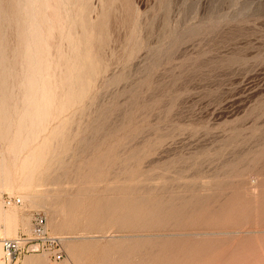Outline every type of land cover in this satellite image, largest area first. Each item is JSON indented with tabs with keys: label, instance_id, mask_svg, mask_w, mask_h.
<instances>
[{
	"label": "rangeland",
	"instance_id": "1",
	"mask_svg": "<svg viewBox=\"0 0 264 264\" xmlns=\"http://www.w3.org/2000/svg\"><path fill=\"white\" fill-rule=\"evenodd\" d=\"M0 117V240L62 253L0 264H264V0H0Z\"/></svg>",
	"mask_w": 264,
	"mask_h": 264
},
{
	"label": "bare ground",
	"instance_id": "2",
	"mask_svg": "<svg viewBox=\"0 0 264 264\" xmlns=\"http://www.w3.org/2000/svg\"><path fill=\"white\" fill-rule=\"evenodd\" d=\"M43 2H44V1H43ZM37 3H38V2H37ZM5 5H6V4H5ZM11 6H12V5H11ZM37 9H38V8H37ZM22 13H23V12H22ZM38 13H39V12H38ZM20 14H21V13H20ZM23 15H25V13H24ZM5 16H6V15H5ZM5 16H4V17H5ZM8 17H9V16H8ZM27 18H28V17H27ZM24 19H25V16H24ZM28 19H29V18H28ZM13 21H14V20H13ZM16 23H17V21H16ZM26 24H27V23H26ZM17 26H18V25H17ZM29 26L31 27V25H29ZM27 27H28V25H27ZM35 27H38V26L35 25ZM40 27H41V26H40ZM14 28H15V27H14ZM20 28H21V27H20ZM32 28H33V27H32ZM29 29H30V28H29ZM39 29H40V28H39ZM12 30H13V27H12ZM22 30H23V28H22ZM25 31H26V30L24 29V32H25ZM34 31H36V30H34ZM37 31H38V30H37ZM33 33H34V32H33ZM3 34H4V33H3ZM17 34H18V33H17ZM19 34H20V33H19ZM26 34H27V33H26ZM38 34H39V33H38ZM38 34H37V35H38ZM9 35H10V34H9ZM27 35H28V34H27ZM32 35H33V34H32ZM30 36H31V35H30ZM30 36H29V37H30ZM7 37H8V36H7ZM22 37H23V36H22ZM38 37H39V36H38ZM38 37H37V38H38ZM8 38H9V37H8ZM13 38H14V37H13ZM33 38H34V37H33ZM28 39H29V38H28ZM18 40H21V38H20V39H17V41H18ZM23 40H24V38H23ZM26 40H27V39H26ZM37 41H38V40H37ZM8 42H9V41H8ZM20 42L23 43V41H20ZM35 42H36V41H35ZM17 43H19V42H17ZM29 43H30V42H29ZM15 44H16V43H15ZM5 45H6V44H5ZM22 45H23V44H22ZM32 45H33V44H32ZM42 45H43V44H42ZM19 46H21V44H20ZM29 46H30V45H29ZM32 47H33V46H32ZM86 47H87V46H86ZM15 48L17 49V48H18V45H17V47L15 46ZM34 48H35V47H34ZM41 48H42V47H41ZM6 49H7V48H6ZM8 49L11 50L10 47H9ZM12 49H13V48H12ZM20 49H21V47H20ZM20 49H19V50H20ZM86 49H87V48H86ZM9 50H8V51H9ZM13 50H14V49H13ZM21 50H22V49H21ZM25 50H26V48H25ZM25 50H24V51H25ZM37 50H38V49H37ZM39 50H40V49H39ZM39 50H38V51H39ZM8 51H6V52H8ZM28 51H29V50H28ZM42 51H43V49H42ZM81 51H82V49H81ZM81 51H80V52H81ZM39 52H41V51H39ZM42 53H43V52H42ZM21 54H22V52H21ZM21 54H20V55H21ZM17 55H18L17 57L19 58L20 56H19L18 53H17ZM37 55H38V54H37ZM40 55H42V54L40 53ZM44 55H45V54H44ZM25 56H26V55H25ZM78 56H79V54H78ZM81 56H82V55H81ZM14 57H15V55H14ZM14 57H13V58H14ZM17 57L14 58V60H16V61H14V62H15V63H17V62L21 63V60L17 59ZM73 57H74V56H73ZM9 58H11L10 55H9ZM77 58H78V57H77ZM79 58H80V57H79ZM33 59L35 60V58H33ZM36 59H37V58H36ZM38 59H40V57H39ZM42 59H44V57H43V58L41 57V59L39 60V62L42 61ZM82 59H83V58H82ZM23 60H24V59H23ZM62 60H64V59H62ZM3 61H5V60H3ZM11 61H12V60H11ZM14 62H12V64L15 65ZM22 62H23V61H22ZM72 62H73V61H72ZM24 63L27 64V66L29 65L28 67H30V65L32 64V59H31V57H27V58L25 59ZM62 63H63V62H62ZM73 63H74V62H73ZM14 65H11V66L14 67ZM18 65H19V64H18ZM18 65H17V68H16V69H18ZM36 65H37V63H36ZM40 65H41V64H40ZM5 66H6V65H5ZM11 66H9V67H11ZM32 66H33V65H32ZM43 66H44V65H43ZM2 67H4V66H2ZM15 67H16V66H15ZM23 67H24V66H23ZM40 67H41V66H40ZM26 68H27V67H26ZM26 68H25V69H26ZM13 69H14V68H13ZM13 69H12V70H13ZM25 69H24V70H25ZM18 70H19V69H18ZM18 70H17V71H18ZM70 70H71V69H70ZM82 70H83V69H82ZM17 71L15 70V72H17ZM20 71H21V70H20ZM18 72H19V71H18ZM42 72H43V70H42ZM12 73H14V72H12ZM64 73H65V72H64ZM68 74H70V73L68 72ZM71 74H72V73H71ZM76 74H77V73H76ZM4 75H5V73H4ZM91 75H92V74H91ZM11 76H12V75H11ZM13 76H14V78H15V74H13ZM27 76H28V75H27ZM41 76H42V74H41ZM74 76H75V75H74ZM18 77H20V76H17V81H18V79H19ZM21 77H22V76H21ZM36 77H37V76H36ZM45 77H46V76H45ZM27 78H28V77H27ZM61 78H62V77H61ZM76 78H77V77H76ZM34 79H35V78H34ZM43 79H44V78H43ZM63 79H64V78H63ZM23 80H24V79H23ZM64 80H67V78H65ZM64 80H63V81H64ZM69 80H70V79H69ZM71 80H72V79H71ZM20 81H21V80H20ZM29 81H33V78L30 77ZM67 81H68V80H67ZM75 81H76V80H75ZM1 82H2V81H1ZM12 82H13V81H12ZM18 82H19V81H18ZM79 82H80V81H79ZM7 83H8V82H7ZM9 83H10V80H9ZM9 83H8V84H9ZM15 83H16V82H15ZM45 83L47 84V82H45ZM70 83H71V82H70ZM70 83H69V84H70ZM1 84H2V83H1ZM5 84H6V83H5ZM8 84H7V85H8ZM13 84H14V83H13ZM16 84H17V83H16ZM26 84H27V83H26ZM46 84H45V85H46ZM37 85H38V84H37ZM48 85H49V84H48ZM64 85H65V84H64ZM75 85H76V84H75ZM35 86H36V85H35ZM46 86H47V85H46ZM68 86H69V85H68ZM70 86H71V85H70ZM64 87H65V86H64ZM71 87H74V85L71 86ZM8 88H9V87H8ZM24 88H26L25 85H24ZM48 88H49V87H48ZM26 89H28V88H26ZM41 89H42V88H41ZM28 90H29V93H30V92H31V89H28ZM38 90H39V89H38ZM42 90H43V89H42ZM42 90H41V91H42ZM70 90H71V89H70ZM73 90H74V89H73ZM78 90H79V89H78ZM79 91H80V90H79ZM81 91H82V90H81ZM5 92H6V91H5ZM21 92H22V91H21ZM48 92H49V91H48ZM51 92H52V91H51ZM29 93H28V94H29ZM35 93H36V92H35ZM73 93H74V92H73ZM36 94H37V93H36ZM43 94H44V91H43ZM5 95H6V94H5ZM10 95H11V94H10ZM22 95H23V94H22ZM27 96H29V95H27ZM37 96H38V95H37ZM41 96H42V95H41ZM49 96H50V95H49ZM72 96H74V95H72ZM17 97H18V96H17ZM34 97H35V96H34ZM28 98H29V97H28ZM28 98H27V99H28ZM30 98H31V97H30ZM35 98H36V97H35ZM39 98H40V97H39ZM48 98L50 99V97H48ZM71 98H72V97H71ZM71 98H70V99H71ZM7 99H8V98H7ZM23 99H25V97H24ZM32 99H33V98H32ZM36 99H37V98H36ZM36 99H34L35 102H34L33 100H32L33 102H31V104H32L31 107H32V108H33V104L36 103ZM53 99H54V98H53ZM64 99H65V98H64ZM67 99H68V98H67ZM19 100H20V98H19ZM51 100H52V99H51ZM67 101H68V100H67ZM1 102H2V101H1ZM38 102H39V101H38ZM17 103H18V102H17ZM40 103H42V102H40ZM44 103H45V101H44ZM44 103H43V104H44ZM49 103H50V102H48V104H49ZM3 104H4V103H3ZM18 104H19V103H18ZM28 104H29V103H28ZM38 104H39V103H38ZM45 105H46V103H45ZM34 106H35V104H34ZM36 106H37V105H36ZM43 106H44V105H43ZM9 107H10V106H9ZM46 107H49V105L46 106ZM66 107H67V106H66ZM18 108H20L19 105H18ZM28 108H29V107H28ZM43 108H44V107H43ZM43 108H41V109H43ZM6 109H7V108H6ZM35 109H36V108H35ZM18 110H19V109H18ZM22 110H23V109H22ZM32 110H33V109H32ZM37 110H38V109H37ZM37 110H36V112H37ZM2 111H3V110H2ZM2 111H1V113H3ZM7 111H8V110H7ZM43 111H44V110H41L42 116H40L39 114H37V115L40 116V118L43 117ZM36 112L34 111V112H33L34 114H33V113H31L30 110L27 109V110L24 112V114H23V116H24V117H23V121L21 120V121H22V124H21L22 132L24 131L25 134H26V132H27V135H28V133L30 134L28 137H27L26 135L24 136V137H27V138H25V140H22V142H21V143L23 144V147H26V146L31 142V139H32L31 134H32V133L35 134L34 131H37V132H38V130H39V129H38L39 125H38L37 128H35V127H36V124H37L36 122L38 121V120H37V121L35 122V119H36L35 116H37V115H36ZM39 112H40V110H39ZM47 112H48V108H47ZM61 112H62V111H61ZM12 113H13V112H12ZM62 113H63V112H62ZM8 114H9V111H8ZM47 114H48V113H47ZM2 115H3V114H2ZM6 116H7V115H6ZM16 116H17V115H16ZM16 116H15V117H16ZM44 116H45V117H43V118L46 119V117H47L46 114H45ZM3 117H5V115H4ZM1 118H2V117H0V119H1ZM5 118H6V117H5ZM32 118H35V119H32ZM40 118H39V120H40ZM43 118H41V119H43ZM19 120H20V119H19ZM2 121H3V120H2ZM4 121H5V119H4ZM39 122H40V121H39ZM43 122H44V119H43ZM40 123H41V122H40ZM0 124H3V122L0 123ZM0 126H1V125H0ZM7 128H8V127H7ZM33 128H35V130H33ZM39 128H40V127H39ZM19 130H20V129H19ZM19 130H18V134L20 135L21 132L19 133ZM31 130H33V131H31ZM6 131H7V130H6ZM20 131H21V130H20ZM25 131H26V132H25ZM15 132H16V131H15ZM31 132H32V133H31ZM33 134H32V135H33ZM36 134H37V133H36ZM23 135H24V134H23ZM20 136H21V135H20ZM34 136H35V135H34ZM15 137H16V136H15ZM17 137H18V135H17ZM19 138H20V137H19ZM20 139H21V138H20ZM15 140H19V139H16V138H15ZM20 146H21V145H20ZM16 147H17V146H16ZM14 148H15V147H14ZM15 150H17V149H15ZM132 152H133V151H132ZM138 152H139V151H138ZM98 153H99V152H98ZM117 153H118V152H117ZM128 154H129V153H128ZM135 154H136V153H135ZM137 154H138V153H137ZM114 155H115V154H114ZM132 156H133V155H132ZM132 156H131V157H132ZM116 157H117V156H116ZM128 157H129V156H128ZM134 157H135V156H134ZM134 157H132V158H134ZM101 158H103V157H101ZM125 158H126V157H125ZM129 158H130V157H129ZM129 158H126V159H129ZM0 159H1V158H0ZM104 159H105V158H104ZM115 159H117V158H115ZM99 160H100V159H99ZM120 160H121V159H120ZM120 160H118V161L120 162ZM123 160H124V159H123ZM123 160H122V161H123ZM129 160H130V159H129ZM3 162H4V160H0V170H4V168L7 167ZM102 162H103V161H102ZM115 162H117V161H115ZM97 163H98V162H97ZM118 164H119V163H118ZM99 165H100V163H99ZM96 166H98V165H96ZM121 166H122V165H121ZM119 167H120V166H119ZM124 168H125V167H124ZM5 169H6V168H5ZM7 170H8V169H7ZM7 170H5V171L7 172ZM0 172H1V171H0ZM6 172H4V173H6ZM121 172H122V171H121ZM1 173H2V172H1ZM2 174H3V173H2ZM7 175H8V174H7ZM3 176L5 177L6 174L3 175ZM3 176H2V179H4ZM6 177L8 178L9 175L6 176ZM0 178H1V177H0ZM123 192H124V191H123ZM116 193H117V192H116ZM122 196H123V195H122ZM20 198H21V197H20ZM123 198H124V197H123ZM125 198H127V197H125ZM130 198H132V197H130ZM130 198H129V199H130ZM163 199H164V198H163ZM234 199H235V198H234ZM97 200H98V199H97ZM107 201H108V200H107ZM121 201H123V199H122ZM124 201H126V200H124ZM124 201H123V202H124ZM128 201H129V200L127 199V203H128ZM142 201H143V200H142ZM254 201H255V200H254ZM115 202H116V201H115ZM123 202H121V204H123ZM138 202H139V201H138ZM140 202H141V200H140ZM140 202H139V203H140ZM250 202H251V201H250ZM250 202H249V203H250ZM96 203H98V202H96ZM101 203H102V201H101ZM125 203H126V202H125ZM125 203H124V204H125ZM141 203H142V202H141ZM198 203H199V202H198ZM200 203H201V202H200ZM231 203H232V202H231ZM244 203H245V202H244ZM247 203H248V202H247ZM261 203H262V202H261ZM102 204H104V203H102ZM114 204H115V203H114ZM116 204H117V202H116ZM129 204H130V201H129ZM143 204H144V203H143ZM169 204H170V203H169ZM169 204H167V205H169ZM236 204H237V203H236ZM250 204H251V203H250ZM108 205H109V204H108ZM108 205H107V206H108ZM110 205H111V203H110ZM125 205H126V207H127V204H125ZM140 205H141V204H140ZM159 205H160V204H159ZM239 205H240V204H239ZM239 205H238V207H239ZM241 205L244 206V205H246V203H245V204H242V202H241ZM100 206H101V205H100ZM100 206H99V207H100ZM102 206H103V205H102ZM107 206H106V207H102V208H105V209L107 208V209L109 210V208H108ZM123 206H124V205H123ZM128 206H130V205H128ZM136 206H137V205H136ZM152 206H153V205H152ZM157 206H158V204H157ZM195 206H196V205H195ZM227 206H228V205H227ZM232 206H233V205H232ZM234 206H235V204H234ZM234 206H233V208H234ZM242 206H240L239 208L236 206L234 209L236 210V209L238 208V209H240V211H241ZM249 206H250V205H249ZM94 207H95V205H94ZM99 207H98V208H99ZM111 207H113V206H111ZM111 207H110V208H111ZM114 207H115V205H114ZM140 207H142V206H140ZM155 207H156V205H155ZM160 207H161V206H160ZM167 207H169V206H167ZM170 207H171V206H170ZM183 207H184V206H183ZM193 207H194V206H193ZM198 207H199V206H198ZM225 207H226V206H225ZM244 207H245V206H244ZM244 207H243V210L245 209ZM259 207H260V206H259ZM95 208H96V207H95ZM116 208H119V207H116ZM128 208L130 209V207H128ZM135 208H137V207H135ZM135 208H134V209H135ZM138 208H139V207H138ZM145 208H146V207H145ZM147 208L150 209L149 207H147ZM158 208H159V207H158ZM158 208H157V209H158ZM171 208H172V207H171ZM176 208H177V207H176ZM105 209H104V210H105ZM107 209H106V211H107V214H108V210H107ZM121 209H123V208H121ZM126 209H127V208L124 207L123 210L125 211ZM129 209H128V211H129V213H130V210H131L132 208H131L130 210H129ZM148 209H147V210H148ZM169 209H170V208H169ZM186 209H187V208H186ZM191 209H193V208H191ZM221 209H222V208H221ZM221 209H220V210H221ZM225 209H226V208H225ZM248 209H249V208H248ZM90 210H91V209H90ZM94 210H95V209H94ZM116 210H117V209H116ZM116 210H115V211H116ZM123 210H122V212H124ZM132 210H133V209H132ZM141 210H142V209H141ZM147 210H146V211H147ZM178 210H179V209H178ZM199 210H200V209H199ZM202 210H203V209H202ZM202 210H201V212H202ZM243 210H242V212L244 213L246 210H245V211H243ZM95 211H98V210L96 209ZM95 211H93V213H94ZM119 211H120V209H119L117 212H119ZM128 211H127V212L125 211L126 214L124 213L126 216H128V214H127ZM161 211H162V209H161ZM161 211H160V212H161ZM187 211H188V210H187ZM236 211H237V210H236ZM238 211H239V210H238ZM102 212H103V209H102V211H100V212H98V213H102ZM109 212H111V211L109 210ZM131 212H132V211H131ZM135 212H136V210H135ZM137 212H138V211H137ZM137 212H136L135 215L138 214ZM140 212H142V211H140ZM140 212H139V213H140ZM148 212H149V211H148ZM178 212H179V211H178ZM233 212H235V211H233ZM98 213L95 212L94 214H98ZM156 213H157V212H156ZM158 213H159V210H158ZM161 213H162V212H161ZM161 213H160V215H162ZM164 213H165V212H163V214H164ZM176 213H177V212H176ZM182 213H183V212H182ZM191 213H193V212L191 211ZM194 213H195V212H194ZM196 213H197V212H196ZM206 213L208 214V212H206ZM239 213H241V212H239ZM103 214H104V212H103ZM115 214H117V213H115ZM132 214H133V213H132ZM169 214H170V213H169ZM174 214H175V213H174ZM204 214H205V213H204ZM207 214H205V215H207ZM211 214H212V213H211ZM218 214H219V213H218ZM104 215L106 216V214H104ZM104 215L101 214V215H99V217L104 216ZM108 215H109V214H108ZM108 215H107V217H106V218H107L106 221L108 220V217L110 216V215H109V216H108ZM119 215H120V217H122V216H121V213H119ZM151 215H155V214H154V211H153V213H152ZM180 215H181V214H180V212H179V216H180ZM184 215H185V213H184ZM191 215H192V214H191ZM191 215L188 214V216H190V217H191ZM233 215H235V214H233ZM250 215H251V214H250ZM263 215H264V214H263ZM1 216H2V220H3V222H4L5 219H6L5 217H7V216H6V214L3 215V213H2ZM130 216H132V215H130ZM130 216H128L129 218H128V217H127V218H124V221H127V220H128V221L130 222V220L133 219V217L130 218ZM165 216H168V215L166 214ZM186 216H187V215H185V217H186ZM197 216H198V215H197ZM213 216H214V215H213ZM247 216H248V215H247ZM99 217H98V218H99ZM110 217H111V216H110ZM110 217H109V218H110ZM118 217H119V216H118ZM120 217H119V218H120ZM123 217H125V216H123ZM136 217H138V216H136ZM177 217H178V216H177ZM182 217H183V216H182ZM201 217H202V215H201ZM111 218L114 219L115 216H114V217L112 216ZM111 218H110V219H111ZM193 218H194V217H193ZM261 218H262V217H261ZM104 219H105V218H104ZM110 219H109V220H110ZM120 219H121L120 221H122L123 218H120ZM125 219H127V220H125ZM129 219H130V220H129ZM143 219H144V218H143ZM246 219H247V218H246ZM6 220H8V219H6ZM102 220H103V219H102ZM204 220H205V219H204ZM124 221H123L122 225L124 224ZM164 221H165V220H164ZM175 221H176V220H175ZM4 223H5V222H4ZM125 223L127 224L128 222H125ZM234 223H235V222H234ZM114 224H115V223H114ZM129 224H130V223H129ZM217 224H218V223H217ZM149 225H150V224H149ZM115 226H116V225H115ZM233 226H234V225H233ZM127 227H129V226H127ZM233 228H234V227H233ZM260 228H261V227H260ZM237 232H238V231H237ZM226 237H227V236H226ZM247 237H248V236H247ZM252 237H253V236H252ZM205 238H206V237H205ZM211 238H212V237H211ZM228 238H229V237H228ZM221 239H223V238H221ZM242 239H243V238H242ZM253 239H254V237H253ZM170 240H171V239H170ZM179 240H180V239H179ZM197 240H198V239H197ZM233 240H234V239H233ZM229 241H230L231 244H232L233 241H231V240H229ZM246 241H247V240H246ZM205 242H206V241H205ZM211 242H212V240H211ZM211 242H210V243H211ZM244 242H245V241H244ZM214 243H215V242H212L213 246H214ZM224 243H225V242H224ZM226 244H227V243H226ZM228 244H229V243H228ZM154 245H155V244H154ZM183 245H184V243H183ZM201 245H203V244H201ZM201 245H200V247H201ZM239 245H240V243H239ZM126 246H127V245H126ZM209 246H210V244H209ZM209 246H208V247H209ZM227 246H228V245H227ZM229 246H230V245H229ZM231 246H234V245H231ZM235 246H237V245H235ZM235 246H234V247H235ZM253 246H254V245H253ZM132 247H133V246H132ZM134 247H135V246H134ZM145 247H146V246H145ZM155 247L157 248L158 246L156 245ZM176 247H177V246H176ZM176 247H175V248H176ZM188 247H189V246H188ZM188 247H187L186 250H188ZM197 247H198V246H197ZM200 247H199V248H200ZM208 247H207V248H208ZM210 247H211V246H210ZM214 247H215V246H214ZM225 247H226V246H225ZM238 247H239V246H238ZM248 247H249V246H248ZM125 248H126V247H125ZM167 248H168V247H167ZM191 248H193V247H191ZM199 248H198V249H199ZM203 248H204V247H203ZM230 248H232V247H230ZM122 249H123V247H122ZM198 249H197V250H198ZM200 249L202 250V248H200ZM200 249H199V250H200ZM211 249H212V248H211ZM211 249H209V250H211ZM223 249H224V247H223ZM225 249L227 250L228 248L226 247ZM177 250H178V249H177ZM209 250H208V251H209ZM226 250H225L224 252H227L228 250H232V249H228L227 251H226ZM237 250H238V249H237ZM178 251H179V252H182L183 250H182V251L178 250ZM189 251H190V250H188V253H190ZM191 251L194 253V251H193L192 249H191ZM203 251H205V249H204ZM211 251H212V250H211ZM239 251H240V249H239ZM192 252H191V253H192ZM199 252H201V251H199ZM230 252H232V251H230ZM234 252H235V251H234ZM236 252H237V251H236ZM156 253H157V252H156ZM170 253H172V252H170ZM186 253H187V252H186ZM191 253H190V254H191ZM204 253H205V252H203V254H204ZM228 253H229V251H228ZM245 253H246V252H245ZM174 254H176V253L174 252ZM232 254H233V253H232ZM257 254H258V253H257ZM150 255H151V254H150ZM185 255H186V254H185ZM207 255H209L208 252H207ZM249 255H250V254H249ZM163 256H164V255H163ZM179 256H180V255H179ZM198 256L200 257V253L198 254ZM233 256H234V254H233ZM235 256H236V254H235ZM181 257L183 258L182 255H181ZM201 257H202V256H201ZM201 257H200V258H201ZM229 257H231V256L229 255ZM179 258H180V257H179ZM182 258H181V260H183ZM184 258H185V256H184ZM187 258H188V256H187ZM231 258H233V257H231ZM247 258H248V257H247ZM165 259H166V258H165ZM188 259H189V258H188ZM191 259H192V257H191ZM193 259H195V258L193 257ZM193 259H192V260H193ZM197 259H199V258H197ZM253 259H254V258H253ZM159 260H160V259H159ZM162 260H163V259H162ZM184 260H185V259H184ZM258 260H259V259H258ZM188 261H189V260H188ZM204 261H205V260H204ZM204 261H203V262H204ZM231 261H232V259H231ZM185 262H186V261H185ZM196 262H197V261H196ZM215 262H216V261H215ZM245 262H246V260H245ZM249 262H250V261H249ZM28 263H29V262H28ZM177 263H178V262H177ZM220 263H221V262H220ZM240 263H241V262H240ZM186 264H187V263H186ZM193 264H195V263H193ZM201 264H202V263H201ZM247 264H248V263H247Z\"/></svg>",
	"mask_w": 264,
	"mask_h": 264
},
{
	"label": "built area",
	"instance_id": "3",
	"mask_svg": "<svg viewBox=\"0 0 264 264\" xmlns=\"http://www.w3.org/2000/svg\"><path fill=\"white\" fill-rule=\"evenodd\" d=\"M2 203L6 207L18 206L22 204V199L7 193L3 195ZM0 242L3 257L8 261L40 252L50 254L55 260H60L62 256L61 251L56 248L59 244L58 237L50 234L46 218L39 212L33 214L29 231L20 232L14 237H3Z\"/></svg>",
	"mask_w": 264,
	"mask_h": 264
}]
</instances>
